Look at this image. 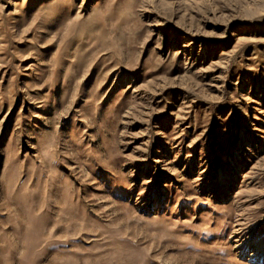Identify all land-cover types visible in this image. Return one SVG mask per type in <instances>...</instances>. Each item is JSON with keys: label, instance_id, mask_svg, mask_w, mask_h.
<instances>
[{"label": "rangeland", "instance_id": "rangeland-1", "mask_svg": "<svg viewBox=\"0 0 264 264\" xmlns=\"http://www.w3.org/2000/svg\"><path fill=\"white\" fill-rule=\"evenodd\" d=\"M0 264H264V0H0Z\"/></svg>", "mask_w": 264, "mask_h": 264}]
</instances>
